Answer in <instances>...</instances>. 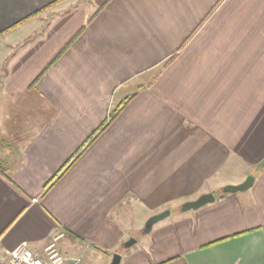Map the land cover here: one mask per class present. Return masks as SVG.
<instances>
[{
	"label": "crops",
	"instance_id": "crops-1",
	"mask_svg": "<svg viewBox=\"0 0 264 264\" xmlns=\"http://www.w3.org/2000/svg\"><path fill=\"white\" fill-rule=\"evenodd\" d=\"M53 1L0 0V32L21 21L0 37V262L62 235L76 264H264V0H62L23 20Z\"/></svg>",
	"mask_w": 264,
	"mask_h": 264
},
{
	"label": "water",
	"instance_id": "water-1",
	"mask_svg": "<svg viewBox=\"0 0 264 264\" xmlns=\"http://www.w3.org/2000/svg\"><path fill=\"white\" fill-rule=\"evenodd\" d=\"M254 182V177L253 176H247L246 179L237 185H226L221 189V192L223 194H235L238 192H243L245 190H247L249 187H251L252 183ZM214 196L212 194H203L200 195L197 199H195L194 201H189L186 202L182 205L181 207V211L182 212H186L189 210H196L201 208L202 206L212 203L214 201ZM169 215V211L168 210H164L160 213H157L155 215H152L151 217H149L146 222L144 223L143 228L141 229V234L142 235H146L148 233H150V231L152 230V227L158 223L159 221L165 219L167 216ZM134 242V240H130L128 241V243H126L127 246H130L132 243ZM119 256L115 255L113 257V260L111 262V264H118L119 263Z\"/></svg>",
	"mask_w": 264,
	"mask_h": 264
},
{
	"label": "built area",
	"instance_id": "built-area-1",
	"mask_svg": "<svg viewBox=\"0 0 264 264\" xmlns=\"http://www.w3.org/2000/svg\"><path fill=\"white\" fill-rule=\"evenodd\" d=\"M61 236H54L44 247L41 255L33 254L25 248L18 249L8 259L9 264H76L77 260L60 252L58 241Z\"/></svg>",
	"mask_w": 264,
	"mask_h": 264
},
{
	"label": "trees",
	"instance_id": "trees-1",
	"mask_svg": "<svg viewBox=\"0 0 264 264\" xmlns=\"http://www.w3.org/2000/svg\"><path fill=\"white\" fill-rule=\"evenodd\" d=\"M61 1H62V0H55V1H53L52 3H50L49 5H47L46 7H43L42 9H40V10L36 11L35 13H33L32 15H29L28 17L24 18L23 20H28V19L32 18L33 16H35L36 14H39L40 12H42V11H44V10H47V9L51 8L52 6L58 4V3L61 2ZM20 23H21V21H19V22L13 24V25L10 26L8 29H5L4 31L0 32V37H1L3 34H6L7 32H9L10 30L16 28ZM125 104H126V101L120 103V104H119V105H118V106H117V107H116V108L110 113V115H109V119H108L106 125L104 126V128H105L110 122H112V120H114V119L118 116L119 112L123 109V107H124ZM104 128H103V129H104ZM103 129H102V130H103ZM261 167H264V163L261 165ZM0 173H3V174L5 173L1 167H0Z\"/></svg>",
	"mask_w": 264,
	"mask_h": 264
},
{
	"label": "rangeland",
	"instance_id": "rangeland-1",
	"mask_svg": "<svg viewBox=\"0 0 264 264\" xmlns=\"http://www.w3.org/2000/svg\"><path fill=\"white\" fill-rule=\"evenodd\" d=\"M51 8H52V7H51ZM10 47H16V46H10ZM250 176H253V174L250 175ZM0 264H9V262H8V260H5V261H3L2 263L0 262Z\"/></svg>",
	"mask_w": 264,
	"mask_h": 264
}]
</instances>
